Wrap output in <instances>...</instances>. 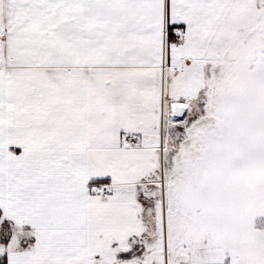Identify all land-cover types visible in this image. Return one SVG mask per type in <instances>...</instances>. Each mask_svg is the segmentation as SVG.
I'll return each mask as SVG.
<instances>
[{"label": "snow or ice", "instance_id": "snow-or-ice-1", "mask_svg": "<svg viewBox=\"0 0 264 264\" xmlns=\"http://www.w3.org/2000/svg\"><path fill=\"white\" fill-rule=\"evenodd\" d=\"M0 264H264V0H0Z\"/></svg>", "mask_w": 264, "mask_h": 264}]
</instances>
